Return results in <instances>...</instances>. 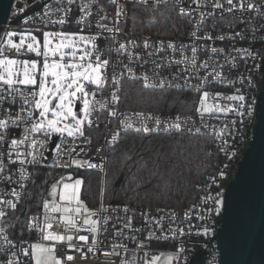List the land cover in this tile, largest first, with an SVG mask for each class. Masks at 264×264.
Listing matches in <instances>:
<instances>
[{
    "label": "snow or ice",
    "instance_id": "snow-or-ice-1",
    "mask_svg": "<svg viewBox=\"0 0 264 264\" xmlns=\"http://www.w3.org/2000/svg\"><path fill=\"white\" fill-rule=\"evenodd\" d=\"M33 7L0 26V264H188L257 200L264 250V162L225 187L264 137V0Z\"/></svg>",
    "mask_w": 264,
    "mask_h": 264
},
{
    "label": "water",
    "instance_id": "water-1",
    "mask_svg": "<svg viewBox=\"0 0 264 264\" xmlns=\"http://www.w3.org/2000/svg\"><path fill=\"white\" fill-rule=\"evenodd\" d=\"M13 2L14 0H0V26L7 23ZM34 10L32 8L24 15H30ZM262 162L264 137L261 136L256 122L254 138L239 163L234 179L229 184L243 179L248 181L253 190H258ZM221 227L222 223L219 229ZM215 240L220 250V264H264L258 200L251 205L244 202L238 204L233 211L228 234L223 239ZM204 259V250H199L195 253L192 264H204Z\"/></svg>",
    "mask_w": 264,
    "mask_h": 264
},
{
    "label": "built area",
    "instance_id": "built-area-1",
    "mask_svg": "<svg viewBox=\"0 0 264 264\" xmlns=\"http://www.w3.org/2000/svg\"><path fill=\"white\" fill-rule=\"evenodd\" d=\"M25 5H27V11L32 9V8H34L33 7V0H14L12 8H11V11H10V14H9L8 21H7V23L3 24V27L8 26V24H11L12 27H16L17 26L16 23L13 22L12 20L18 19L17 15H16L17 10L19 8H21V7H24ZM145 34H147V33H145ZM258 90H259V86H258ZM256 122L257 121H255V120L254 121H250L248 123V125H247V134L244 137L243 143L240 145V148H239L240 155L236 158L235 163L232 164L231 171L228 174V179L225 181V187L226 188L229 185V183L234 179L236 171H237V168L239 166V163L242 160L243 155H244L246 149L249 146V143L254 138ZM220 225H221V222L218 221V223H217V228L218 229H219ZM199 250H201V249H196L195 253L197 251H199ZM204 252H205L204 264H210L213 256H215L217 264H220V250H219V247H218V243H217V241L215 239L211 242V245L209 246V248L207 250H204ZM195 253L190 251V252L185 254L187 256V258H188V264H192V261H193V259L195 257Z\"/></svg>",
    "mask_w": 264,
    "mask_h": 264
},
{
    "label": "trees",
    "instance_id": "trees-1",
    "mask_svg": "<svg viewBox=\"0 0 264 264\" xmlns=\"http://www.w3.org/2000/svg\"><path fill=\"white\" fill-rule=\"evenodd\" d=\"M93 190H95V188Z\"/></svg>",
    "mask_w": 264,
    "mask_h": 264
}]
</instances>
